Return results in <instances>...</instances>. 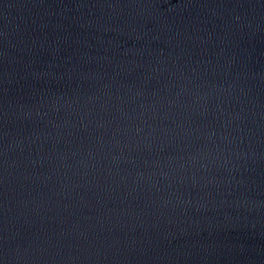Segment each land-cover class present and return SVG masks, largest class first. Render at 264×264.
Returning <instances> with one entry per match:
<instances>
[{"label": "water", "instance_id": "obj_1", "mask_svg": "<svg viewBox=\"0 0 264 264\" xmlns=\"http://www.w3.org/2000/svg\"><path fill=\"white\" fill-rule=\"evenodd\" d=\"M0 264H264V0H0Z\"/></svg>", "mask_w": 264, "mask_h": 264}]
</instances>
